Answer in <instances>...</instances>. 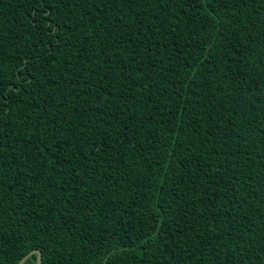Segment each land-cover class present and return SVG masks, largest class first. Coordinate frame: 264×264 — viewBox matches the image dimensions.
I'll return each mask as SVG.
<instances>
[{"label": "trees", "instance_id": "16d2710c", "mask_svg": "<svg viewBox=\"0 0 264 264\" xmlns=\"http://www.w3.org/2000/svg\"><path fill=\"white\" fill-rule=\"evenodd\" d=\"M0 82V264H264V0H0Z\"/></svg>", "mask_w": 264, "mask_h": 264}, {"label": "snow or ice", "instance_id": "6c2138e0", "mask_svg": "<svg viewBox=\"0 0 264 264\" xmlns=\"http://www.w3.org/2000/svg\"><path fill=\"white\" fill-rule=\"evenodd\" d=\"M49 3L55 4L56 0H40V8L41 9L45 8ZM45 15L48 18H52L53 17V12L48 11V12L45 13ZM56 27H57V25L55 23L51 24V28L54 29ZM36 59H41V57L37 56ZM30 64H31V61H28V62L24 63L23 71L20 72V75L18 76V80H20L22 83H26L27 82L25 80V76L26 75H31V71L29 70ZM18 71H20V69H18ZM0 84H2V82H0ZM20 91H21V88L18 87L16 89V92L19 93ZM4 98H5V94L2 91H0V100H3ZM8 103H11V101L9 100ZM34 254H38L39 260H40V264H45V262H44V253H43V251L38 250V249L30 250V253L26 254V256L24 258V264H27V260L30 258L31 255H34Z\"/></svg>", "mask_w": 264, "mask_h": 264}, {"label": "water", "instance_id": "95a60500", "mask_svg": "<svg viewBox=\"0 0 264 264\" xmlns=\"http://www.w3.org/2000/svg\"><path fill=\"white\" fill-rule=\"evenodd\" d=\"M24 258L25 257H23L18 264H23L24 263ZM37 264H40V260H39L38 254H37Z\"/></svg>", "mask_w": 264, "mask_h": 264}]
</instances>
